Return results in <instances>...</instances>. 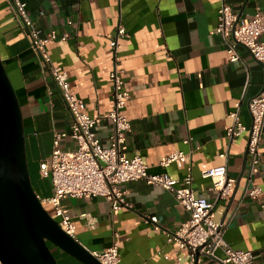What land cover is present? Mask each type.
Segmentation results:
<instances>
[{"label": "crops", "instance_id": "0c3cea01", "mask_svg": "<svg viewBox=\"0 0 264 264\" xmlns=\"http://www.w3.org/2000/svg\"><path fill=\"white\" fill-rule=\"evenodd\" d=\"M221 1L27 0V8L41 36L51 31L58 35L47 45L50 55L67 70L91 115L112 108L110 71L115 60L110 43L118 25H125L117 54L131 92L126 111L132 130L121 150L129 156L142 154L150 171L167 170L178 184L183 183L187 163L162 166L159 161L173 150L189 152L193 188L211 200L216 193L202 171L226 163L228 176L235 181L231 193L216 200L214 218L225 223V238L233 247L252 250L253 264H264V132L260 161L252 171L249 130L232 141L227 136V126L233 122L229 112L236 102L242 121L251 124L249 102L263 89L264 63L240 43L241 58L230 60L228 43L213 31ZM225 1L241 17L264 15V0ZM0 53L22 106L35 190L48 196L53 186L41 175L40 163L50 160L56 131L67 132L61 140L64 148L76 146L70 135L73 118L10 0H0ZM112 130L111 122L104 120L95 132L108 143ZM254 183L262 186L261 195H246ZM120 187L130 206L113 209L102 196L64 198L76 223L75 238L92 252L117 241L120 264H177L178 246L167 240V234L189 216L188 211L160 185L137 179ZM66 253L57 250L61 264H84ZM181 254L188 261V251ZM200 264L225 263L203 256Z\"/></svg>", "mask_w": 264, "mask_h": 264}, {"label": "built area", "instance_id": "2783aa9c", "mask_svg": "<svg viewBox=\"0 0 264 264\" xmlns=\"http://www.w3.org/2000/svg\"><path fill=\"white\" fill-rule=\"evenodd\" d=\"M13 10L27 36L32 49L49 66L51 76L72 115L71 137L76 141L74 148H64L61 140L66 131H56L53 137V149L50 160L40 163L41 175L49 177L53 192L40 196L42 202L48 203L65 231L75 237L76 223L66 209L63 200L66 197L84 195L102 196L110 202L113 209L130 206L126 200V190L120 184L143 179L148 184L160 185L172 191L176 200L189 213V216L175 229L168 231L167 240L178 246L177 264H200L203 256L218 258L225 264H253L254 253L250 249L233 247L225 238L226 225L214 218L216 200L226 198L233 189L235 178L228 176L227 164L221 163L202 171V175L212 181L211 189L216 199L197 195L193 188V171L190 153L173 150L164 154L159 164L169 166L173 162L187 163V171L182 184L167 170L152 172L149 164L140 153L127 155L121 150L127 134L132 130V122L126 107L131 92L125 81V71L118 66L117 46L120 35L127 30L123 23L118 25L115 37L111 40L115 65L110 71L112 81L113 105L110 110L91 115L86 111L85 100L74 89L69 74L61 65L56 64L48 50V43L58 39L55 32L40 35L33 17L28 11L27 0H10ZM228 43L227 51L231 61L241 58L237 44L250 50L253 56L264 63V15L260 12L252 16L239 17L231 4L221 1L218 8V22L213 30ZM61 39H65L64 36ZM240 102L229 112L233 122L227 126V136L232 141L249 130L247 154L250 156V170L259 163L261 156L260 142L264 132V87L249 102L252 121L248 125L239 114ZM104 120H109L113 130L104 143L97 136L95 129ZM221 155H226L222 152ZM261 185L254 183L245 194L260 196ZM156 227H159L156 224ZM181 250L188 251V261L184 260ZM218 250L223 255H218ZM94 255L103 264H120L119 244L114 241L103 251H94ZM0 264L3 261L0 258Z\"/></svg>", "mask_w": 264, "mask_h": 264}, {"label": "water", "instance_id": "95a60500", "mask_svg": "<svg viewBox=\"0 0 264 264\" xmlns=\"http://www.w3.org/2000/svg\"><path fill=\"white\" fill-rule=\"evenodd\" d=\"M26 137L19 96L0 53V258L3 264H59L49 241L84 264H103L44 206L33 186Z\"/></svg>", "mask_w": 264, "mask_h": 264}, {"label": "trees", "instance_id": "16d2710c", "mask_svg": "<svg viewBox=\"0 0 264 264\" xmlns=\"http://www.w3.org/2000/svg\"><path fill=\"white\" fill-rule=\"evenodd\" d=\"M29 167H30V164H29ZM30 173H31V178H32L33 186H34V177H35V174L32 172L31 167H30ZM34 188H35V187H34ZM43 204H44V206L50 211V213H51L52 215H54V212H53L52 207H51L48 203H46V202H43ZM48 243H49L51 249L53 250V253L55 254V256H56L57 259H58L57 250L60 249V248H57V250H56V248L54 247V245H53L51 242L48 241ZM64 252H65V251H64ZM65 253H66V252H65ZM66 254L68 255V253H66ZM58 262H59V264H61L59 259H58Z\"/></svg>", "mask_w": 264, "mask_h": 264}, {"label": "rangeland", "instance_id": "374dc122", "mask_svg": "<svg viewBox=\"0 0 264 264\" xmlns=\"http://www.w3.org/2000/svg\"><path fill=\"white\" fill-rule=\"evenodd\" d=\"M53 245H54V244H53ZM54 247L56 248V250H57V248H59V247H57V246H55V245H54Z\"/></svg>", "mask_w": 264, "mask_h": 264}]
</instances>
